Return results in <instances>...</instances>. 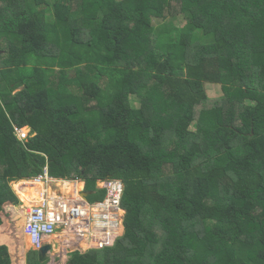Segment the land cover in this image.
<instances>
[{
    "label": "trees",
    "instance_id": "1",
    "mask_svg": "<svg viewBox=\"0 0 264 264\" xmlns=\"http://www.w3.org/2000/svg\"><path fill=\"white\" fill-rule=\"evenodd\" d=\"M47 173L125 184L123 235L66 264H264V0H0V227Z\"/></svg>",
    "mask_w": 264,
    "mask_h": 264
},
{
    "label": "built area",
    "instance_id": "2",
    "mask_svg": "<svg viewBox=\"0 0 264 264\" xmlns=\"http://www.w3.org/2000/svg\"><path fill=\"white\" fill-rule=\"evenodd\" d=\"M17 134L21 141H26L31 136L30 129L28 131L27 129H17ZM35 180L44 183L52 182L48 173ZM102 183L104 185L102 189L106 190L104 200L94 204L85 201L89 210L87 222L83 220L76 222L79 218H84V216H80L79 205H73L71 201L62 198H48L47 190L39 195L38 202L34 206L23 207L21 210L24 212L25 218L24 234L31 249L41 250L45 246L47 238L57 234L60 223L69 225L68 227L72 229V233L78 239L83 238L94 243L91 248L88 246L84 251L103 249L109 247L108 244L111 245L110 241L116 242L122 235L121 227L124 219L122 221L121 219L124 218V215L121 214L124 213L122 199L125 184L120 179L112 178L102 181Z\"/></svg>",
    "mask_w": 264,
    "mask_h": 264
},
{
    "label": "crops",
    "instance_id": "3",
    "mask_svg": "<svg viewBox=\"0 0 264 264\" xmlns=\"http://www.w3.org/2000/svg\"><path fill=\"white\" fill-rule=\"evenodd\" d=\"M51 179H52V182H45L44 183V182H38L35 179H30V180H22V181H19V183L16 184V187L14 189H15V191L17 193L19 191V193L22 196V197H20L21 205H19L21 208L16 207V206H12V205H6L5 206L4 223L6 225L4 224L2 227H0V244H2V245L3 244H6L10 248L11 251H15V249H16V237L14 239V237L11 238V237H9L6 234L3 235L2 230L5 229L6 227L9 228V226H10L9 224H12L16 228L14 230L15 236H16V234L17 235H21V224L23 225L25 223V218L18 219L19 218V215H22L23 216V211L21 209L23 207H25V206H28V207L34 206L38 202L39 195L45 193L46 190H47L48 198H51V199L62 198L58 193H55V191L53 189H50L49 187L45 186L44 184H46L48 186H52L53 183H60V182H64L65 183V180L55 179V178H51ZM76 182H79L77 185L78 186L80 185L79 186V188H80L79 190H80V194L82 196V194L85 192V186H86L85 185V182H83V181H76ZM80 182L82 183V185H81ZM101 182L102 181H99L97 183L98 189H102V187L100 186V183ZM60 187L62 188L63 192L64 191L65 192L68 191L67 190L68 186L65 187V185H61ZM72 192L75 193L74 190H72ZM76 194H78V192ZM18 196H19V194H18ZM74 196H75V194H74ZM35 198H36V200H35ZM62 199L69 200V199H65V198H62ZM82 203H83L82 206L84 208V209L82 208V211L85 214L84 216L87 217V213L89 212L88 207H87V203L85 202V200ZM82 220L85 221V222H87L88 217L85 218V219H82ZM82 220H78V221L76 220V222H80ZM18 233H20V234H18ZM123 233H124V226L121 227V234L123 235ZM18 237L20 238L21 236H18ZM53 239H54V236L53 237H50V238H47V241H46L45 246L46 245L52 246L51 245V242L53 241ZM82 240H83V238H80V239H78V237H75L74 238V242H78L80 245H84L82 243ZM24 241L30 247V245H29V243H28V241L26 239V236L24 238ZM84 249L77 247L74 250L72 249L73 251H71V252H74V251H77V250L84 252ZM64 250H67V248L64 249ZM68 260H69V255H65V256L62 257V259L60 260V262H57L56 260L51 259L50 262H49V264H59V263L60 264H66L68 262Z\"/></svg>",
    "mask_w": 264,
    "mask_h": 264
},
{
    "label": "rangeland",
    "instance_id": "4",
    "mask_svg": "<svg viewBox=\"0 0 264 264\" xmlns=\"http://www.w3.org/2000/svg\"><path fill=\"white\" fill-rule=\"evenodd\" d=\"M183 20H184V18L181 16V18L178 17L175 20V22L177 24H181L183 22ZM157 23H158V21L155 22V24H157ZM207 89H208V94H209V96H210L211 99L220 98L223 95L222 89H221L220 85L208 84L207 85ZM25 129H27V131H28V128H25ZM18 183L19 182L13 183V187L15 188L16 187V184H18ZM78 183L79 182H76V181H66L65 180V183L64 182L53 183L52 186H48L46 184H44V185L47 186V187H49L50 189H53L55 191V193H58L62 198L69 199L73 203V205H79L78 206L79 207L78 209H79V211L81 213L80 216H84L85 214L82 211V208H83L82 202H84V200H82L83 198H82V196L80 194V190H79L80 188L78 189V188H75V186H73V185H77ZM63 184L64 185H70L71 187L73 186V188L75 189L74 190L75 193L72 192L71 190H69L70 188L69 189L67 188V190H68V191H66L67 193L65 191L63 192L62 188L60 187ZM81 185H82V183H81ZM100 186L101 187L104 186L102 182L100 183ZM77 192H78V194H76ZM17 194H19V198L22 197L21 194L19 193V191H18ZM74 194H75V196H74ZM18 207L21 208L20 206H18ZM121 215L122 216L123 215L125 216V211ZM23 217L24 216L19 215V218L18 219H23ZM85 218H87V217L84 216L83 219H85ZM123 219L124 218H122L121 221ZM78 220H82V218H79ZM68 226L69 225H65L64 223H60L59 224V228H58L57 234L54 236V239L51 242L52 249H51V252H49V254H48L49 262H50L51 259L56 260L57 262H60V260L62 259V257L65 256V255H69V258H70V254L72 253L71 251H73L77 247L84 249V248H88V246L91 248L94 245V243L91 240H87V239L86 240L85 239L82 240V243L84 245H80L78 242H74V238L76 236L72 233V229L70 227H68ZM22 229H23V225L21 224V230ZM23 238H24L23 233H21V238H20L21 242L19 243V246L17 247V249L19 251H22L23 252V254H22V252H19L20 256L22 255L21 256V261H22L23 257L24 258L27 257V254L31 250V247H29L27 245V243H25V241H24ZM114 242L113 241H110V244L111 245L108 244V246H113L114 245L113 244ZM105 246H107V245H105ZM66 248H67V250H64ZM24 255H26V256H24ZM21 261H20V259H17L15 261V264H21ZM49 262H48V264H49Z\"/></svg>",
    "mask_w": 264,
    "mask_h": 264
},
{
    "label": "water",
    "instance_id": "5",
    "mask_svg": "<svg viewBox=\"0 0 264 264\" xmlns=\"http://www.w3.org/2000/svg\"><path fill=\"white\" fill-rule=\"evenodd\" d=\"M82 196L85 199V201L88 202V197L90 196V193L84 192L82 194ZM51 249H52V247L50 245H46L40 250V253L43 255V257H47L48 253L51 251Z\"/></svg>",
    "mask_w": 264,
    "mask_h": 264
},
{
    "label": "bare ground",
    "instance_id": "6",
    "mask_svg": "<svg viewBox=\"0 0 264 264\" xmlns=\"http://www.w3.org/2000/svg\"><path fill=\"white\" fill-rule=\"evenodd\" d=\"M66 184H67V183H66ZM63 185H64V184H63ZM67 186H68V189L70 188L69 190L72 191V189L75 190V189L73 188V186H75V188H78V189H79V186H80V185H79V186H78V185H73L72 187H71L70 185H65V187H67Z\"/></svg>",
    "mask_w": 264,
    "mask_h": 264
},
{
    "label": "clouds",
    "instance_id": "7",
    "mask_svg": "<svg viewBox=\"0 0 264 264\" xmlns=\"http://www.w3.org/2000/svg\"><path fill=\"white\" fill-rule=\"evenodd\" d=\"M25 129V128H24ZM29 129V128H28ZM24 216V215H23ZM32 250V249H31ZM40 251V250H39Z\"/></svg>",
    "mask_w": 264,
    "mask_h": 264
}]
</instances>
